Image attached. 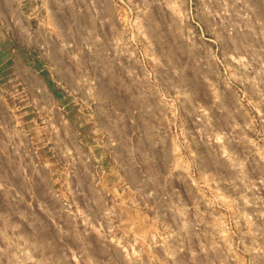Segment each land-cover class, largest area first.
Segmentation results:
<instances>
[{
	"label": "rangeland",
	"instance_id": "1",
	"mask_svg": "<svg viewBox=\"0 0 264 264\" xmlns=\"http://www.w3.org/2000/svg\"><path fill=\"white\" fill-rule=\"evenodd\" d=\"M0 264H264V0H0Z\"/></svg>",
	"mask_w": 264,
	"mask_h": 264
}]
</instances>
